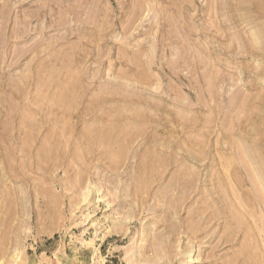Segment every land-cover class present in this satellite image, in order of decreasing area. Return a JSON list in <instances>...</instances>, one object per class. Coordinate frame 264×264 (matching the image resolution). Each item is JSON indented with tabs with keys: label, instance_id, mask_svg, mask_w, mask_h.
Instances as JSON below:
<instances>
[{
	"label": "rangeland",
	"instance_id": "374dc122",
	"mask_svg": "<svg viewBox=\"0 0 264 264\" xmlns=\"http://www.w3.org/2000/svg\"><path fill=\"white\" fill-rule=\"evenodd\" d=\"M255 173L264 0H0V264H168L160 209Z\"/></svg>",
	"mask_w": 264,
	"mask_h": 264
},
{
	"label": "bare ground",
	"instance_id": "6f19581e",
	"mask_svg": "<svg viewBox=\"0 0 264 264\" xmlns=\"http://www.w3.org/2000/svg\"><path fill=\"white\" fill-rule=\"evenodd\" d=\"M253 176L259 188L252 192L240 189L237 195L224 192L223 197L229 195L230 201L193 207L197 202L193 199L192 203L184 197L179 204L170 203L160 209L164 231L157 235L168 264L190 263L194 247L198 248V254L205 245L215 251L224 244L237 242L239 238L243 239V243L232 260L225 264H264V173H255ZM231 226V231L218 235L222 229L228 230Z\"/></svg>",
	"mask_w": 264,
	"mask_h": 264
}]
</instances>
